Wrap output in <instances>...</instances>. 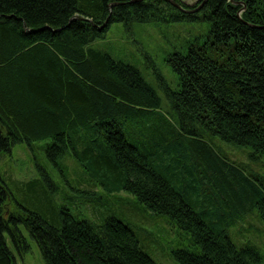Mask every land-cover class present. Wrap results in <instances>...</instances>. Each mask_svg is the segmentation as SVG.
Instances as JSON below:
<instances>
[{
  "label": "trees",
  "instance_id": "obj_1",
  "mask_svg": "<svg viewBox=\"0 0 264 264\" xmlns=\"http://www.w3.org/2000/svg\"><path fill=\"white\" fill-rule=\"evenodd\" d=\"M172 20L209 28L168 55L177 88L156 73L164 106L139 68L96 44L113 22L132 32ZM214 137L264 163V0H207L195 12L171 0H0V158L47 141L65 178L68 152L82 169L78 185L66 181L80 196L63 194L53 217L18 202L0 177V264H16L5 232L17 251L28 232L46 264H158L127 220L74 214L101 198L97 187L127 192L188 233L191 246L173 252L179 264H264L252 239L238 246L230 235L254 208L264 223V176Z\"/></svg>",
  "mask_w": 264,
  "mask_h": 264
},
{
  "label": "rangeland",
  "instance_id": "obj_2",
  "mask_svg": "<svg viewBox=\"0 0 264 264\" xmlns=\"http://www.w3.org/2000/svg\"><path fill=\"white\" fill-rule=\"evenodd\" d=\"M181 1L195 8L200 0ZM172 13L175 14L177 11L173 10ZM208 28L209 23L201 20H172L170 23L164 21L138 24L134 31L128 32L123 24L113 22L106 38L99 40L96 45L107 50L118 61H124L139 68L146 81L163 99L164 106H167L165 91L160 87L156 73H159L171 88H177L178 78L171 65L166 62L168 55L183 50L186 44L205 34ZM214 139L227 156L238 163L247 165L251 173H260L264 176V163L252 158L248 147L226 143L216 137ZM46 144L47 141L35 142L33 147L26 143L16 144L11 152L0 158V177L8 183L18 202L53 217L54 210L61 203L63 194L80 196V193L73 190L72 186L78 185L79 179L82 178V169L72 152H68L60 162L66 179L48 157L45 151ZM40 169L50 176L51 187L42 179ZM67 180L72 186L66 182ZM95 190L101 198L89 203L88 206L80 201L79 205L72 208L74 214L81 217L84 215L87 219L96 222H101L103 216L110 215L127 220L136 230L144 251L158 264H179L173 252L191 246V236L188 233L180 230L168 216H157L145 209L125 191L106 194L101 187ZM105 196L109 198V201ZM14 204L15 200L8 204L10 212L14 210ZM257 211L258 209L254 208L252 211L241 213L242 218L237 219L230 226V235L238 246L247 243V238L252 239L253 245L256 244L264 254V223L261 222ZM24 235L28 248L26 251H17L9 233H4L16 255V264H46L36 241L28 232H24Z\"/></svg>",
  "mask_w": 264,
  "mask_h": 264
},
{
  "label": "water",
  "instance_id": "obj_3",
  "mask_svg": "<svg viewBox=\"0 0 264 264\" xmlns=\"http://www.w3.org/2000/svg\"><path fill=\"white\" fill-rule=\"evenodd\" d=\"M206 1H207V0H200L199 2H201V3H200V5H199L197 8H195V9H188V8L183 7L181 4L177 3L176 1L171 0V2H172L176 7H178L179 9H181V10H183V11H187V12H195V11H199V10L204 6V4L206 3Z\"/></svg>",
  "mask_w": 264,
  "mask_h": 264
}]
</instances>
